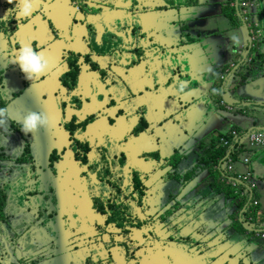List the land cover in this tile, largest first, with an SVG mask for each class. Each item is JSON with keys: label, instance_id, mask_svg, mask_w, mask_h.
Segmentation results:
<instances>
[{"label": "flooded vegetation", "instance_id": "flooded-vegetation-1", "mask_svg": "<svg viewBox=\"0 0 264 264\" xmlns=\"http://www.w3.org/2000/svg\"><path fill=\"white\" fill-rule=\"evenodd\" d=\"M17 2L0 0V108L11 117L0 127V264H259L210 229L223 212L183 185L189 165L176 161L183 112L199 117L212 88L235 116L264 101V0H32L19 19ZM237 40L238 62L256 69L242 90L258 91L252 100L225 90L231 71L209 78L205 48L223 63ZM24 45L49 60L34 81L13 62ZM29 112L48 126L25 134ZM235 122L227 132L240 137L264 127ZM227 132L204 146L206 162Z\"/></svg>", "mask_w": 264, "mask_h": 264}, {"label": "water", "instance_id": "water-1", "mask_svg": "<svg viewBox=\"0 0 264 264\" xmlns=\"http://www.w3.org/2000/svg\"><path fill=\"white\" fill-rule=\"evenodd\" d=\"M238 48L239 46L237 42L234 41L230 45L227 53H225V49H221L220 52L225 57L223 63L220 61V59H215L213 57V49L208 47L205 48V54L207 55V58L210 62V67L208 68L210 71V79L215 76V71L218 69H222L223 72L227 73L231 71L229 82L231 86L225 88L226 91H229V88H238L245 83H248L250 81V74L256 70L248 64L247 60L244 62H238V60L234 59V56H236L237 53L242 55L238 52ZM231 62H234V65L230 64ZM218 93L219 91H217L216 88H212L210 92L208 91L206 96V109L199 117H196L195 114L190 116L188 113L183 112L182 119L185 122L187 121V123L185 125L182 123V129L185 133V137L180 139V144L177 146L178 159L176 161V166L181 168L182 165H189V169L184 173H179L178 176L181 180H183L185 174L189 173L190 182H193L189 184L188 181H184V183L182 181L183 185L185 183L188 184L187 186L190 185L189 190L193 194L197 195L198 193L206 195L209 202L208 206L215 207V212H224L223 219L225 221H223L224 223L221 225V227L218 228L216 225L212 224L210 229L222 231L224 238L226 239V245L228 247L230 246L231 238H236L239 242H241V244H239L241 252H245L250 244L252 247L251 251L259 248L264 250V240H262V237L260 236V234L264 232V221L262 225L256 226V223L253 219L255 211H253L251 220H249L246 218L243 211L239 212L238 210L240 196L244 194V189H249V186L247 185H250L253 182L251 179L236 180L237 177L226 168L232 149L239 150L242 145L245 144V138H247L252 132L264 131V127L260 126L253 130L251 128H245L244 130H246V132L244 137H240L237 135V133L231 135L230 142L228 143V147L225 150V154L220 159L223 161V165L219 166V162H221L220 160L216 162V164L212 163L211 161L206 162V158L204 156V146H211L213 144L212 141L214 136H218L214 132L219 131V129L222 128L215 127V124L218 121H221L222 123L226 122L223 123L224 126H226L228 123L227 120L230 119L233 114L231 111L234 110V108L231 107V101L229 102L224 100L225 96H222L223 98L220 100L218 98ZM194 99L197 98L194 97ZM222 104L224 105V109L219 108ZM254 106L255 107L250 109L248 113L242 112V114L246 115L248 117L247 119L249 120L251 118V122L253 123L264 124V101L255 102ZM191 122H193V128L191 129L193 130L192 132L186 128ZM224 131H228L227 127ZM204 141H206V144H203ZM181 143H184V145H181ZM227 185H229V188H227ZM192 205L194 206L195 210H198L200 206L196 205L195 202L192 203ZM213 216L215 215L211 214L212 218ZM237 224H239L242 228H238ZM258 261L259 264H264V252H262L258 258Z\"/></svg>", "mask_w": 264, "mask_h": 264}, {"label": "crops", "instance_id": "crops-1", "mask_svg": "<svg viewBox=\"0 0 264 264\" xmlns=\"http://www.w3.org/2000/svg\"><path fill=\"white\" fill-rule=\"evenodd\" d=\"M230 48V46H224V51L225 53L228 52V49ZM221 51V49H220ZM220 53V52H219ZM244 85H242L241 87L238 88H232V94L235 95H240L244 98H248L249 100L254 99V97L258 98L259 97V93L258 91H256V93H254L255 91H245L242 92V90ZM230 92V90H229ZM242 114V113H241ZM235 117V124H237V126H239V129H243L245 128V126H248L251 122V118L250 120L247 119L248 117L246 115H239V116H235L233 115V118ZM226 126H223L221 128V130H225ZM216 130V129H215ZM244 132L243 130H238V132L242 133ZM247 146L244 148L245 150H243L242 152H240V158H238L239 160L235 159L234 162V172H232L233 175H236L235 173H242L243 171H247L249 170L250 173L252 174L251 177L249 179H251V181L253 182V185H246L249 186V189H244V194H242L240 196L241 198V202H240V209L239 212L243 211L245 216H247L246 218L251 220L252 217V206L256 205V210H255V215L253 216V219L256 223V226L258 225H262L263 224V220H264V147H256L257 149H246ZM252 154V155H251ZM251 155V156H250ZM249 157L250 156V165H246L245 163L242 162V159L244 157ZM238 180V179H236ZM227 188H229V185H227ZM251 188V190H250ZM241 192V191H240ZM255 195V196H254ZM254 196V199H253ZM223 212V211H221ZM224 213V212H223ZM262 240H264V238H262Z\"/></svg>", "mask_w": 264, "mask_h": 264}, {"label": "clouds", "instance_id": "clouds-1", "mask_svg": "<svg viewBox=\"0 0 264 264\" xmlns=\"http://www.w3.org/2000/svg\"><path fill=\"white\" fill-rule=\"evenodd\" d=\"M14 0H7V3L12 4ZM34 5L32 0H18L16 8V17L28 18L32 15L34 11ZM12 10H7L5 17ZM233 39H236L233 37ZM237 43L239 41L237 40ZM20 68V71L25 74V78L34 81L39 79L40 76L44 75L49 68V60L44 56L42 52L38 53L31 46L24 45L21 46L19 51L15 54V59L13 61ZM183 91V87H181ZM5 96L10 94V90L5 88ZM10 115L7 108H0V127L7 128ZM49 123V118L45 113L41 112H29L27 115L23 116L20 124L21 131L25 134H35L39 129L47 127Z\"/></svg>", "mask_w": 264, "mask_h": 264}, {"label": "built area", "instance_id": "built-area-1", "mask_svg": "<svg viewBox=\"0 0 264 264\" xmlns=\"http://www.w3.org/2000/svg\"><path fill=\"white\" fill-rule=\"evenodd\" d=\"M230 134L233 135L235 134V132L231 130ZM226 143H227V140H224L223 144H226ZM249 145H253L256 147H264V131L252 132L247 138H245V146H249ZM242 162L245 164L248 163V157L247 156L244 157L242 159ZM226 168L228 171L234 172V161L229 160ZM235 174H236L235 176L237 177V179H242V180L249 179L251 175L249 170L245 172L243 171L242 173L236 172ZM260 236L264 238V232H262Z\"/></svg>", "mask_w": 264, "mask_h": 264}, {"label": "rangeland", "instance_id": "rangeland-1", "mask_svg": "<svg viewBox=\"0 0 264 264\" xmlns=\"http://www.w3.org/2000/svg\"><path fill=\"white\" fill-rule=\"evenodd\" d=\"M216 44H217V47H219V45H224V43L222 42V41H220V39H219V36H217V40H216ZM216 47V48H217ZM241 56L242 55H239L238 53H237V56H235V58L234 59H236V60H241ZM231 112H233V114H232V116L230 117V119H228L227 120V122H228V125H230V122L231 121H234V118H233V115H235L236 114V112H237V110L236 109H234L233 111H231ZM228 115V114H227ZM223 123H226V122H223ZM221 129H219V131H220ZM219 131H216V132H214L215 134H217V133H219ZM222 132V131H221ZM227 135H228V137L229 138H231V134H230V132H227ZM216 140H218V137H216V136H214V139H213V141H212V143H216L217 141ZM203 144H206V141H204V143ZM181 145H184V143H181ZM203 216V215H202ZM215 218H216V216H213V220H215ZM212 219V217H211V214H210V216L208 217V221H207V223L210 221ZM264 221V220H263ZM208 227H209V225H208ZM250 247H251V244H250ZM251 249H252V247H251ZM262 252H264V250H262V249H255V250H252V251H250V257L252 258V259H254L255 257H256V259H258L259 257H260V255L262 254Z\"/></svg>", "mask_w": 264, "mask_h": 264}, {"label": "trees", "instance_id": "trees-1", "mask_svg": "<svg viewBox=\"0 0 264 264\" xmlns=\"http://www.w3.org/2000/svg\"><path fill=\"white\" fill-rule=\"evenodd\" d=\"M226 138H227V134H226ZM228 143H229V137H228V140H227V144L224 146V145H216L215 147H212L211 149H209L208 151V154H209V159L211 160V162H215V160L219 157H221V155H223L225 153V150H226V147L228 146ZM245 148V147H244ZM246 149H249V150H252V149H257L256 146H253V145H249L247 146ZM237 150L236 149H232L231 151V154H230V159L229 160H235V152Z\"/></svg>", "mask_w": 264, "mask_h": 264}]
</instances>
